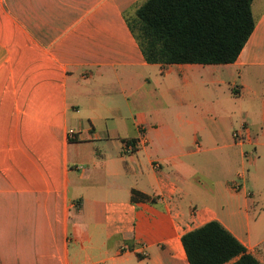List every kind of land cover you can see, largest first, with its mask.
<instances>
[{"label": "crops", "instance_id": "1", "mask_svg": "<svg viewBox=\"0 0 264 264\" xmlns=\"http://www.w3.org/2000/svg\"><path fill=\"white\" fill-rule=\"evenodd\" d=\"M138 1L0 0V264H188L180 234L210 218L264 264V234L226 220L247 170L264 206V0L233 61L162 65L125 23Z\"/></svg>", "mask_w": 264, "mask_h": 264}, {"label": "trees", "instance_id": "2", "mask_svg": "<svg viewBox=\"0 0 264 264\" xmlns=\"http://www.w3.org/2000/svg\"><path fill=\"white\" fill-rule=\"evenodd\" d=\"M250 2L140 0L125 23L146 62L227 63L236 58L253 29ZM129 198L155 201L135 188ZM180 242L188 264H261L216 218L183 231Z\"/></svg>", "mask_w": 264, "mask_h": 264}, {"label": "rangeland", "instance_id": "3", "mask_svg": "<svg viewBox=\"0 0 264 264\" xmlns=\"http://www.w3.org/2000/svg\"><path fill=\"white\" fill-rule=\"evenodd\" d=\"M193 74H194L193 76L195 77L199 76L198 72L195 69L193 70ZM192 79H195V78H192ZM222 80L223 82L221 85L223 89L225 91H229L232 95H234V92L230 91V87L234 83L232 80V76L225 73L222 75ZM207 87H208L207 89L208 94H210V96L213 97V94L211 92L215 89L216 84L208 85ZM205 97L206 96L202 94L200 91H196L194 92V94L189 93V100H195L196 102L203 100ZM198 122L200 123V125L208 123V120L205 118V114L201 115V117L198 118ZM175 130H177V125L175 126ZM194 142H195L194 144L193 143L189 144V140H188V142L186 143V148L189 150V149H194L196 146H200V147L204 146L203 142H201L199 139L194 140ZM247 171L245 172V177L243 178V181L246 184V187L248 189H251L253 192L252 196H247V198L249 199V205L247 206V208H244V206L243 208L241 207V209L232 208L234 210L232 212L233 214L226 217V220L229 222V224L232 227L236 228V230L241 231L242 233L246 229L256 228L257 230L256 233L260 231V234L263 235L264 234V206H262L261 208L260 202L256 196V193L255 191H253V188L251 187L253 181L250 179V176L248 175L249 172L247 173ZM202 201L209 202V200L206 199L204 196H199L198 198L195 199L194 202L196 203V205H199V203H201ZM262 202L264 205V198ZM209 203H213V202H209ZM254 239H255V236L252 234L250 237H248V241L250 242L254 241Z\"/></svg>", "mask_w": 264, "mask_h": 264}, {"label": "built area", "instance_id": "4", "mask_svg": "<svg viewBox=\"0 0 264 264\" xmlns=\"http://www.w3.org/2000/svg\"><path fill=\"white\" fill-rule=\"evenodd\" d=\"M65 134L67 138L73 137L75 135V130L72 127H67L65 129ZM231 136L233 137V139L235 141H241L242 139V134L241 131L239 129H234L231 132ZM139 142H145V136L141 130V128H139V136L136 139H131V140H127L124 142L123 144V150L125 152H131L132 150H134L137 147V144ZM233 188H237L238 187V183L234 182L232 184ZM120 249L124 250L127 249V245L123 244L122 246H120Z\"/></svg>", "mask_w": 264, "mask_h": 264}]
</instances>
